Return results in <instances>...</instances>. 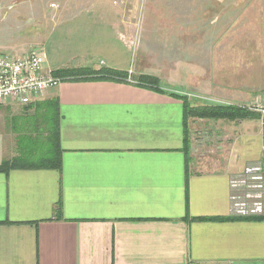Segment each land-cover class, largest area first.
<instances>
[{"label": "crops", "instance_id": "0c3cea01", "mask_svg": "<svg viewBox=\"0 0 264 264\" xmlns=\"http://www.w3.org/2000/svg\"><path fill=\"white\" fill-rule=\"evenodd\" d=\"M124 7L68 5L39 49L53 71L105 68L128 79L67 80L31 105L0 106V166L33 151L21 139L38 134L20 132L16 119L55 114L54 100L62 149L61 171L0 172V264H264V213L235 216L233 198L246 190L232 183L264 169L263 122L255 113L221 120L198 147L183 101L171 96L252 106L264 70H186L183 79L148 60L139 67L143 21ZM141 75L160 79L163 92L139 86Z\"/></svg>", "mask_w": 264, "mask_h": 264}, {"label": "rangeland", "instance_id": "374dc122", "mask_svg": "<svg viewBox=\"0 0 264 264\" xmlns=\"http://www.w3.org/2000/svg\"><path fill=\"white\" fill-rule=\"evenodd\" d=\"M89 1L0 0V52L25 55L31 49H39L41 36L47 33L55 14H63L68 5ZM108 1L126 6L129 20L139 24L143 21L137 48L146 57L143 60L144 55H141L139 60L134 59L139 67L146 68L149 61L152 70L157 66L180 70L183 79H186V70L198 74L200 70H264V0ZM137 26L131 29L136 30ZM161 58L171 61L161 66ZM182 59L189 62L182 64ZM184 93L180 95L186 96L196 108L218 105L195 92ZM257 101L264 102V96ZM190 121L194 145L199 147L204 144L203 138L209 137L208 132H218L217 124L219 128L221 120L208 123L196 117ZM206 124L211 127L207 128ZM15 125L20 127V132L36 134L25 129L31 125L26 118L16 119ZM46 144V133L40 132L37 138L21 139L20 146L28 151L31 147L38 155ZM238 195L243 196V193Z\"/></svg>", "mask_w": 264, "mask_h": 264}, {"label": "built area", "instance_id": "2783aa9c", "mask_svg": "<svg viewBox=\"0 0 264 264\" xmlns=\"http://www.w3.org/2000/svg\"><path fill=\"white\" fill-rule=\"evenodd\" d=\"M61 83L54 76V71L46 66V57L41 49H31L25 55L0 52V106L13 102L31 105ZM244 107L257 113L264 124V102ZM232 183L233 187L246 190L243 196L233 198L235 216L249 218L263 215L264 169H247L244 176Z\"/></svg>", "mask_w": 264, "mask_h": 264}, {"label": "trees", "instance_id": "16d2710c", "mask_svg": "<svg viewBox=\"0 0 264 264\" xmlns=\"http://www.w3.org/2000/svg\"><path fill=\"white\" fill-rule=\"evenodd\" d=\"M54 76L59 78L62 82L67 80H126L129 74L126 72H117L110 69L91 70L90 69H60L54 71ZM137 84L139 86L148 88L156 92H163L161 89V81L152 75H141ZM171 96L181 99L184 103V112L187 122L193 118L203 120H241L245 117L253 115L247 109L231 106V105H204L201 107H194L189 103L186 96L172 93ZM56 105L55 114L50 113V108H42L37 111L36 116L28 119L31 125L37 132H45L47 137V144L43 147L40 154L32 152H25L22 155L14 158L11 162H4L0 166V172L9 173L14 169H47L61 171L62 169V149L60 146V121L58 102L54 100ZM33 120V121H32ZM188 133L186 131V142H188Z\"/></svg>", "mask_w": 264, "mask_h": 264}]
</instances>
